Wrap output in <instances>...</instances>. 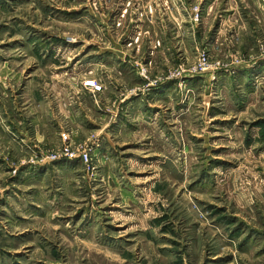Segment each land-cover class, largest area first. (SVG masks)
<instances>
[{"label": "rangeland", "instance_id": "374dc122", "mask_svg": "<svg viewBox=\"0 0 264 264\" xmlns=\"http://www.w3.org/2000/svg\"><path fill=\"white\" fill-rule=\"evenodd\" d=\"M0 264H264V0H0Z\"/></svg>", "mask_w": 264, "mask_h": 264}]
</instances>
